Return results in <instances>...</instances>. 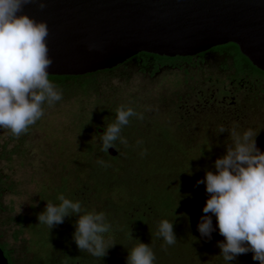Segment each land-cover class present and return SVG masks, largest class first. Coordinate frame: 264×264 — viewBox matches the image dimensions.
Here are the masks:
<instances>
[{
	"label": "rangeland",
	"instance_id": "rangeland-1",
	"mask_svg": "<svg viewBox=\"0 0 264 264\" xmlns=\"http://www.w3.org/2000/svg\"><path fill=\"white\" fill-rule=\"evenodd\" d=\"M57 88L62 100L45 105L25 134L0 129V242L13 248L16 264H126L140 242L150 245L154 264H227L218 228L210 240L198 232L209 194L197 181L215 172L232 143L221 127L258 133L264 151V79L237 74L231 59L209 54L158 70L129 61L85 88ZM121 108L137 113L122 129L127 144L101 151V135ZM60 195L105 214L112 225L105 244H115L105 257L77 247V216L51 231L39 224ZM164 220L174 223V245L158 236ZM252 256L233 264H259Z\"/></svg>",
	"mask_w": 264,
	"mask_h": 264
},
{
	"label": "clouds",
	"instance_id": "clouds-1",
	"mask_svg": "<svg viewBox=\"0 0 264 264\" xmlns=\"http://www.w3.org/2000/svg\"><path fill=\"white\" fill-rule=\"evenodd\" d=\"M32 2L0 0V129L10 131L16 138L41 120L45 105L51 107L62 100L61 91L49 79L53 60L47 44V23L23 12L25 5ZM39 7H46L43 0ZM136 115L131 108L117 111L115 122L101 135V151L115 148L117 141L127 144L121 135L122 129ZM225 131L233 138L226 154L216 159L215 172L206 171L205 177L197 181V186L204 184L209 194L198 232L210 240L218 228L225 240L217 246L227 264H233L240 254L249 252L254 261L264 264V151L257 147L258 133L246 130L238 134L224 127L219 133ZM99 163L104 165L102 160ZM58 200L59 204L47 202L44 211L38 215L39 224L47 225L51 231L64 223L66 217L75 215L78 219L73 239L77 247L95 257H105L115 245L105 244V234L112 229L105 214L88 213L79 201L74 202L63 195ZM158 236L166 245H174L177 241L174 223L160 222ZM155 260L150 245L140 242L128 250L126 264H154Z\"/></svg>",
	"mask_w": 264,
	"mask_h": 264
},
{
	"label": "water",
	"instance_id": "water-1",
	"mask_svg": "<svg viewBox=\"0 0 264 264\" xmlns=\"http://www.w3.org/2000/svg\"><path fill=\"white\" fill-rule=\"evenodd\" d=\"M33 0L51 76L112 70L139 53L190 57L233 43L264 72V0ZM0 264H8L0 249Z\"/></svg>",
	"mask_w": 264,
	"mask_h": 264
},
{
	"label": "trees",
	"instance_id": "trees-1",
	"mask_svg": "<svg viewBox=\"0 0 264 264\" xmlns=\"http://www.w3.org/2000/svg\"><path fill=\"white\" fill-rule=\"evenodd\" d=\"M216 50L228 53L233 57V67L235 69V72L240 75H249L250 77H257L260 79H264V72L254 67L250 61L241 54L239 48L237 45L233 43H228L221 46L213 47ZM141 56H144L145 60H153L155 68L154 70H157L159 66L170 64L175 65L178 62H190V57H165V56H158L154 54L149 53H139ZM113 70V69H112ZM112 70H105V71H99L92 74L82 75V76H51L49 75L50 81H52L56 86H62L69 83L74 84H80L81 87L85 88L89 84V79L93 78L94 76L100 74L109 72Z\"/></svg>",
	"mask_w": 264,
	"mask_h": 264
},
{
	"label": "flooded vegetation",
	"instance_id": "flooded-vegetation-1",
	"mask_svg": "<svg viewBox=\"0 0 264 264\" xmlns=\"http://www.w3.org/2000/svg\"><path fill=\"white\" fill-rule=\"evenodd\" d=\"M209 54H217L219 56L227 57V58L231 59L232 64H233V57L230 54L220 52V51L216 50L215 48H212V49H210V50H208L206 52L200 53V54L195 55V56H190V59H191V61H193V60H203ZM129 61H138L144 67L145 66H151L153 68V70L155 68V65H154V62H153L152 59L151 60H145L144 56H141L140 54H137L133 58L129 59L127 62H129ZM127 62H125V63H127ZM175 65L165 64V65L159 66L158 69H160L162 67H165V66H175ZM0 249L3 251V254L6 257L8 264H16L13 248H10L5 243L0 242Z\"/></svg>",
	"mask_w": 264,
	"mask_h": 264
}]
</instances>
